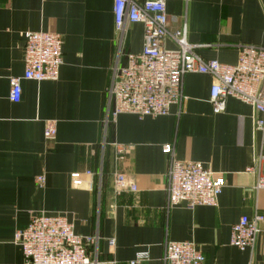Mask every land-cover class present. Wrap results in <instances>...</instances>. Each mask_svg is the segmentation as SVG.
<instances>
[{
    "label": "crops",
    "instance_id": "0c3cea01",
    "mask_svg": "<svg viewBox=\"0 0 264 264\" xmlns=\"http://www.w3.org/2000/svg\"><path fill=\"white\" fill-rule=\"evenodd\" d=\"M167 13L169 30L186 31L207 61L235 65L242 46L264 47V0H173ZM29 32L60 35L63 65L56 81L21 80V101L13 103L11 79L24 76ZM143 47L140 24L121 40L114 0H0V264H24L15 236L35 213L66 216L77 235L98 234L100 260L130 264L142 253V264H164L169 242L192 241L205 264H264V232L253 252L230 244L241 218L264 216V189L256 191L257 174L247 172L256 167L264 175V133L255 128L254 109L229 98L215 113L213 79L194 73L170 115L112 119L114 70ZM51 123L56 135L48 138ZM167 146L174 159L224 175L217 207L168 206ZM73 173L82 175V186L73 185ZM117 174L136 190L117 195Z\"/></svg>",
    "mask_w": 264,
    "mask_h": 264
},
{
    "label": "built area",
    "instance_id": "2783aa9c",
    "mask_svg": "<svg viewBox=\"0 0 264 264\" xmlns=\"http://www.w3.org/2000/svg\"><path fill=\"white\" fill-rule=\"evenodd\" d=\"M173 0H147L140 4L135 0H114L115 28L120 38L131 25L143 27L144 47L141 53L126 56V64L117 65L108 90L110 114L116 119L122 114L140 118H159L170 115L171 108L183 100L184 79L189 74L210 76L214 84L211 102L215 113L225 111L229 98L237 99L255 111V128L264 133V47L245 45L239 53L238 63L228 65L217 60H205L196 46L188 43L186 31L169 30L167 3ZM172 40L177 48L169 50L166 42ZM63 39L48 32H29L25 35V73L22 78L11 79L10 100L19 103L22 97L21 80L37 83L56 81L63 65ZM260 116V117H259ZM109 118H107V122ZM45 135H56L53 123L46 127ZM126 152L124 147L118 150ZM171 155L169 166L168 206L217 207L226 187L224 175L214 173L203 163L178 161L172 156L171 147H165ZM264 161V157L260 158ZM248 173L257 174L256 191L264 189V175L251 167ZM90 175V173H87ZM74 186L83 185L82 175L73 173ZM39 187L45 178L36 180ZM135 191L126 175L117 174L115 191ZM264 216L253 219L243 217L232 228L230 244L240 251H254L263 234ZM100 236H80L74 225L63 215L35 213L28 227L16 233L15 243L23 251L24 264H118L115 260H100L97 248ZM111 247L115 241L109 242ZM94 248L92 255L89 249ZM148 260L139 254L130 264H142ZM164 264H205V256L194 242H169Z\"/></svg>",
    "mask_w": 264,
    "mask_h": 264
}]
</instances>
